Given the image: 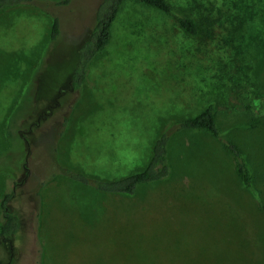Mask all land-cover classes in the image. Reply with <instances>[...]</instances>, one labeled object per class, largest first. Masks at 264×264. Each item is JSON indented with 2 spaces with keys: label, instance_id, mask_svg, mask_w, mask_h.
<instances>
[{
  "label": "rangeland",
  "instance_id": "374dc122",
  "mask_svg": "<svg viewBox=\"0 0 264 264\" xmlns=\"http://www.w3.org/2000/svg\"><path fill=\"white\" fill-rule=\"evenodd\" d=\"M166 1L206 27L225 17L235 26L209 42L227 58L208 62L219 94L215 122L241 149L250 188L221 144L194 131L171 133L168 177L131 195L60 175L38 186L48 160L35 147L23 173L8 117L15 107L21 113L43 101L50 83L63 78L98 0L51 5L60 21L52 49L48 15L7 7L0 10V197L19 181L10 203L18 218L12 264H264V0ZM110 32L79 91L52 115L69 112L56 142L59 164L99 179L141 168L154 137L204 103L190 96L203 83L192 70L199 61L172 15L124 2Z\"/></svg>",
  "mask_w": 264,
  "mask_h": 264
},
{
  "label": "trees",
  "instance_id": "16d2710c",
  "mask_svg": "<svg viewBox=\"0 0 264 264\" xmlns=\"http://www.w3.org/2000/svg\"><path fill=\"white\" fill-rule=\"evenodd\" d=\"M69 0H0V10L17 5L32 6L48 15L50 25L48 30V44L52 46L60 38L59 18L51 13V5H65ZM124 2L137 3L159 12L172 15L176 26L187 35L191 45L196 50L194 56L199 61L193 73L196 72L200 85L199 89L190 94L194 101H204L203 105L196 109V112L176 119L170 127H167L152 140L148 157L141 168L124 176L112 179H99L90 177L62 166L57 160L56 142L64 134L68 113L61 115L60 119L54 120L53 114L59 107L64 97L70 93L78 92L89 62L108 44L110 39L111 25ZM93 21L89 29L83 33L79 42L73 45L70 68L63 78L50 83V93L43 101L36 100L34 104L19 113L17 107L8 117L7 136H11L19 142L21 150L20 166L24 174L27 173V158L35 148H39L48 163L44 168V175L38 186L56 175L63 176L70 180L77 181L84 185L111 194L131 195L139 185L154 183L164 180L170 173L167 161V143L170 135L178 131L204 132L217 140L221 146L231 155L234 162V170L243 186L250 188L251 178L247 162L239 146L222 133L215 122V110L213 100L219 95L216 90L214 78L215 67L208 61L217 57V61L227 58L226 50L220 51L210 45L211 38L222 31V36L231 35L235 26L227 17L222 19L220 25L212 24L206 27V23H199L193 15L185 14L176 10L166 0H98L93 10ZM49 47V46H48ZM192 58V57H191ZM202 61V64L200 63ZM214 67V68H213ZM193 73L190 82L193 83ZM218 98V97H217ZM210 99V100H207ZM42 101V102H41ZM19 120V124H17ZM45 162V161H44ZM9 191L0 197V247L3 255L0 254V264H12V246L16 231L18 229V218L11 210L10 203L15 197V188L19 181L13 180Z\"/></svg>",
  "mask_w": 264,
  "mask_h": 264
}]
</instances>
